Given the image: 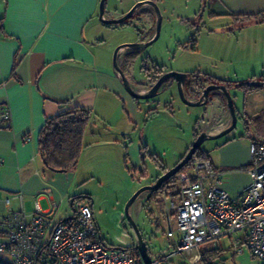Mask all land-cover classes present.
I'll return each instance as SVG.
<instances>
[{
	"label": "crops",
	"instance_id": "obj_1",
	"mask_svg": "<svg viewBox=\"0 0 264 264\" xmlns=\"http://www.w3.org/2000/svg\"><path fill=\"white\" fill-rule=\"evenodd\" d=\"M100 1L31 0L27 4H14L13 0H0V106L9 108L12 116L10 122L0 124V239L6 233L2 220L10 212L24 211L32 215L37 202L41 212L53 224H58L73 218L79 204H86L74 201L81 195L79 184L83 178L82 173L78 175L79 167L69 172H55L47 168L39 156L40 133L49 119L74 108L91 112L92 122L83 138L81 157H89L96 148L88 142L96 133V118L109 123L116 120V124L122 126L115 138L103 142L104 147H119L127 136L137 134L135 127L142 115V105L127 93L113 67V51L122 43L114 45L106 40L104 27H109L99 20ZM143 1L148 0H132L125 12L108 15L105 12V18H121ZM150 1L157 4L159 0ZM194 2L196 5L199 0ZM202 2L204 4V0ZM159 3L162 5L165 0ZM205 6L203 13H212L211 19L230 22L236 21L233 16H258L263 18L259 25L264 23V0H207ZM155 14L149 6L137 11V16L146 18L150 33L136 42L153 38ZM127 53L128 49L120 51L118 63L131 79ZM169 71L175 70L172 68L165 73ZM178 71L188 73L184 69ZM210 75L221 81L264 82V74L241 77L237 72L236 79L230 74ZM142 83V86L132 87L144 94L153 82L146 78ZM174 86L173 82L167 90ZM230 94L238 117L254 119L264 111V87L250 92L233 87ZM212 96L213 100L206 107L209 127L205 132L216 135L229 127L231 116L225 97L220 92ZM187 97L192 101L199 99V96ZM243 122L239 120V131L219 139L208 155L215 171L222 175V187L233 197H239L251 184L249 147L254 138L244 136ZM141 136L145 139L144 134ZM27 138L29 141L25 142ZM159 165L156 176L145 186L153 185L163 175V168L166 172L169 170L168 166ZM147 176L146 171V179ZM17 196H22V200ZM7 199H10L8 205ZM88 200L93 207V200Z\"/></svg>",
	"mask_w": 264,
	"mask_h": 264
},
{
	"label": "rangeland",
	"instance_id": "obj_2",
	"mask_svg": "<svg viewBox=\"0 0 264 264\" xmlns=\"http://www.w3.org/2000/svg\"><path fill=\"white\" fill-rule=\"evenodd\" d=\"M131 2L107 0L105 12L107 15L116 11L125 12ZM159 2L157 5L162 17L160 36L155 43L142 50L143 60L139 57L130 64L129 81L136 82H130L131 85L142 86L147 78L145 69L153 70L156 66L165 71L173 68L175 72L182 73L178 70L184 69L188 72L186 74L200 73L203 76L230 74L234 79L237 72L241 77L264 74V23L259 25L261 20L229 22L211 19L208 12L203 13L202 0L196 5L194 0H165L162 5ZM154 16L153 31L156 32L158 19L156 14ZM104 29L106 40L114 45L138 43V38H146L150 33L146 18L137 15L123 26ZM192 39H195V43H192ZM242 98L237 101L238 105ZM139 103L142 105V115L136 122L137 134L127 136L119 147H104L103 142L115 138L122 126L117 125L116 120L109 123L96 118V133L88 140L96 148L89 157H80L77 166L78 175L82 173L83 179L79 184L81 199L76 202L88 203L89 198L93 200L95 221L101 238L97 240H102L110 248H124L123 242L132 244L135 240L125 209L132 196L156 176L159 170L156 163L168 166L169 170L174 168L198 136L209 127L207 106H186L176 86L162 90L154 101ZM239 127L240 123L231 133L238 132ZM219 141H207L199 151L209 155ZM172 183L175 186L173 189H177V179ZM167 209L166 199L147 201L145 193L129 212L155 261L172 252L178 240L177 233L169 236ZM218 248L222 252L216 251ZM201 251L200 264L206 253L208 264H261L246 245L236 255L227 238L210 242L201 247ZM172 264L190 263L183 256H177Z\"/></svg>",
	"mask_w": 264,
	"mask_h": 264
},
{
	"label": "built area",
	"instance_id": "obj_3",
	"mask_svg": "<svg viewBox=\"0 0 264 264\" xmlns=\"http://www.w3.org/2000/svg\"><path fill=\"white\" fill-rule=\"evenodd\" d=\"M11 118L9 108L0 106V124ZM249 155L251 184L239 197L222 187V175L210 161L199 159H192L190 168L178 175L177 189H164L161 198L168 201L169 236L177 233L178 240L172 252L152 259L153 264H172L177 256L200 264L201 247L223 238L231 241L236 255L246 245L264 264V142L253 139ZM75 211L73 218L58 224L41 212L37 202L32 215L7 214L2 220L6 233L0 239V264H144L135 240L123 242L124 248H110L97 240L101 238L90 202L79 204Z\"/></svg>",
	"mask_w": 264,
	"mask_h": 264
},
{
	"label": "trees",
	"instance_id": "obj_4",
	"mask_svg": "<svg viewBox=\"0 0 264 264\" xmlns=\"http://www.w3.org/2000/svg\"><path fill=\"white\" fill-rule=\"evenodd\" d=\"M206 1L207 0H204L205 5ZM204 4L203 7L205 6ZM210 17H213L212 13L210 14ZM233 18L237 22H249L251 21V19H263H259L258 16L254 18L248 16H233ZM192 43H195V39H192ZM193 49H195V47H193ZM141 55L142 51L140 50H128V53L125 55V58H127L130 64H132L139 57H141ZM164 73V69L159 66L154 67L153 70L145 69V75L147 76V78L151 79L153 83H155L156 80L161 77ZM188 76L189 80L186 83L185 92L187 96H191L193 98L196 96L200 97L202 90L205 89L208 85H225L229 91L233 87L236 89H242L245 92H250L259 89L244 86L241 84L243 82L239 83L232 81H221L207 74L203 76L200 73H191L188 74ZM201 76L204 78H202ZM91 116L92 115L90 111L81 108H74L63 112L58 116L49 119L46 122L44 128L41 130L40 133L39 156L41 157L47 168L55 172H69L77 168L83 151V138L88 124L91 120ZM238 120H244V136L251 138L253 137L254 139L264 142V111L257 118L242 119L238 117ZM193 159H199L201 161H210L208 154L200 152L199 150L196 152ZM157 164L158 166H160V163ZM190 166L191 164L189 163V165L185 167L179 174L187 171ZM162 171L166 173V169L163 168ZM178 175L168 181L159 191L153 193L148 200H160L164 189L175 187L174 185H172V182L177 179ZM77 199H81V197H77L76 199H74V201H77ZM216 251L222 252L220 248L216 249ZM204 256L205 258L202 261V264H208L207 253L204 254Z\"/></svg>",
	"mask_w": 264,
	"mask_h": 264
},
{
	"label": "water",
	"instance_id": "obj_5",
	"mask_svg": "<svg viewBox=\"0 0 264 264\" xmlns=\"http://www.w3.org/2000/svg\"><path fill=\"white\" fill-rule=\"evenodd\" d=\"M106 1L107 0H101L100 7H99V20L102 24L106 26L124 25L136 15L139 9L145 6L152 7L155 10V13L157 15L158 21H157V26H156V32L151 40L147 42H138V43L122 45L118 47L114 53L113 67L115 71L117 72V74L119 75V77L121 78L125 90L133 99L140 100V101L153 100L160 95L162 90L164 91L165 89H167V87L171 86L172 83L174 82L176 84L178 94H179L181 101L188 107L195 108V107L207 106L213 100L212 95L216 92H220L227 101V107L229 110V114L231 116V124L229 125L227 129H225L224 131L216 135L209 134L208 132L201 133L196 139L193 146L189 149L186 155L181 159V161L174 168L168 170L161 177H159L153 185H148V186H145L139 189L127 203L125 213H126V218L130 226L132 227V231H133L135 242H136V248L140 252L144 264H153L152 257L149 253L148 245L146 244L138 227L136 226L135 222L132 220L129 214L131 207L136 203V201L143 194L147 193V200H148L152 196L153 193L159 191L168 181L176 177L185 167L189 165L190 161L193 159L196 152L201 148V146L205 142L219 140L229 135L234 130H236L239 120L237 117L233 97L231 96L230 91L227 89L225 85H208L205 89L202 90L201 96L199 97L197 101L189 100L185 92L186 83L189 80V76L186 73H179L175 71L166 72L161 77H159L155 83H153L152 87L147 91V93L142 94V93L135 91L127 75L119 66L118 55L120 51L124 49L142 51V50L147 49L153 43H155L160 36L161 23H162L161 13L156 3L154 1L148 0V1L137 3L127 14H125L121 18L106 19L105 18ZM203 10H204V7H203ZM241 84L244 86H249V87H254V88L264 87V82H261V81H248V82H243Z\"/></svg>",
	"mask_w": 264,
	"mask_h": 264
},
{
	"label": "snow or ice",
	"instance_id": "obj_6",
	"mask_svg": "<svg viewBox=\"0 0 264 264\" xmlns=\"http://www.w3.org/2000/svg\"><path fill=\"white\" fill-rule=\"evenodd\" d=\"M30 2H31V0H13L14 4H16V3L27 4V3H30ZM76 2L83 3V2H86V0H76Z\"/></svg>",
	"mask_w": 264,
	"mask_h": 264
}]
</instances>
